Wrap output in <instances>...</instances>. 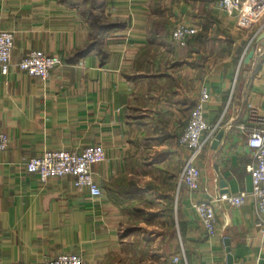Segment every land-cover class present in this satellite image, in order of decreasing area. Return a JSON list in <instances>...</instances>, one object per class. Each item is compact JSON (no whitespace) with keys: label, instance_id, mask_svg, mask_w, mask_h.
I'll use <instances>...</instances> for the list:
<instances>
[{"label":"crops","instance_id":"crops-1","mask_svg":"<svg viewBox=\"0 0 264 264\" xmlns=\"http://www.w3.org/2000/svg\"><path fill=\"white\" fill-rule=\"evenodd\" d=\"M82 1L0 0V29L14 33L13 66L0 72V133L9 138L0 152V264L62 254L84 264H229L227 241L233 264H264L254 200L217 204L212 238L194 210L252 189V153L236 126L250 107L264 116V13L247 26L222 0ZM100 14L114 25L102 37L90 25ZM180 24L199 30L183 48L172 40ZM89 44L96 50L71 61ZM33 51L62 59L46 83L15 66ZM204 88L206 117L222 120L225 136L198 161L204 190L178 191L188 155L179 138ZM92 145L107 154L92 168L100 198L72 176L42 183L26 169L46 151Z\"/></svg>","mask_w":264,"mask_h":264},{"label":"built area","instance_id":"built-area-1","mask_svg":"<svg viewBox=\"0 0 264 264\" xmlns=\"http://www.w3.org/2000/svg\"><path fill=\"white\" fill-rule=\"evenodd\" d=\"M220 5L230 14L239 11V22L247 26L256 22L264 13V0H245L242 4L240 0H222ZM198 33L197 27L180 24L173 30L172 40L176 46L183 48ZM13 49L14 33L0 29V72L4 76L9 74L13 66ZM60 65H62L60 57L33 51L15 66L28 76L46 83L52 72ZM210 100L211 92L204 88L179 138V145L188 152V155L183 165L178 191L182 188L191 192L204 190L198 161L206 147L216 139L222 125V120L217 124H210L206 117L205 110ZM232 128V126L229 127V129ZM236 128L245 137L246 146L252 153L253 163L247 168L252 179V189L250 192L239 194L224 192L211 200L206 199L194 205V210L208 238L215 237L218 232L217 204L223 203L232 208H240L249 199L254 200L259 216L256 226L264 233V116L250 107L247 118ZM8 147V136L0 133V152L6 151ZM106 160L105 149L102 146L92 145L80 153L46 151L40 156L31 158L27 162L26 169L28 173L37 175L42 183L52 178L72 176L75 178L76 188L87 190L92 198H100L103 191L95 182L92 168ZM179 259L175 258V262ZM40 264H84V260L75 254H62Z\"/></svg>","mask_w":264,"mask_h":264},{"label":"trees","instance_id":"trees-1","mask_svg":"<svg viewBox=\"0 0 264 264\" xmlns=\"http://www.w3.org/2000/svg\"><path fill=\"white\" fill-rule=\"evenodd\" d=\"M99 0H83L82 4L86 6V4L92 5V6H97ZM83 11L85 12V9H83ZM89 17V15H87ZM90 25L91 27L95 30H97V32H99V34L102 35L109 31L110 29L114 28L113 24L108 23V21L106 20L105 16L103 14H100L96 17L90 15ZM191 41V40H190ZM100 42H98L99 45ZM97 48V44H89L87 46V48L83 49V50H79L74 56L73 59H71V61L73 62H77L80 61V59L86 57L88 54L92 53L93 51H95Z\"/></svg>","mask_w":264,"mask_h":264},{"label":"water","instance_id":"water-1","mask_svg":"<svg viewBox=\"0 0 264 264\" xmlns=\"http://www.w3.org/2000/svg\"><path fill=\"white\" fill-rule=\"evenodd\" d=\"M258 42H261L262 44L264 43V34H262L261 36H260V38H259V40H258ZM254 55H255V49H252L251 51H250V53L248 54V56L246 57V59H245V65H250L251 64V62H252V60H253V58H254ZM224 136H225V131L224 130H221L219 133H218V135H217V137H216V139L213 141V143H212V146H213V148L214 149H216V148H218V146L220 145V142L223 140V138H224ZM224 185V184H223ZM224 193V192H223ZM226 244H227V253H228V255H229V257H228V263L229 264H233V258H232V256L230 255V253H231V248H230V243H229V241H227L226 242Z\"/></svg>","mask_w":264,"mask_h":264},{"label":"rangeland","instance_id":"rangeland-1","mask_svg":"<svg viewBox=\"0 0 264 264\" xmlns=\"http://www.w3.org/2000/svg\"><path fill=\"white\" fill-rule=\"evenodd\" d=\"M190 42V41H189ZM188 42V43H189ZM188 45V44H187ZM44 53V52H43ZM153 224V223H152ZM152 225H150V226H148V227H151ZM155 227H156V225L154 224L153 226H152V229H148L149 231L148 232H151V231H154L155 232ZM175 229V226H174V224H173V226L172 225H170L169 226V232H173V230ZM153 233V232H152ZM151 234V233H150ZM172 237V236H171ZM155 239H156V241H157V239H159L158 237H155ZM157 243H158V241H157ZM148 253L149 252H145V257L148 255ZM147 260V259H146ZM148 264V263H147Z\"/></svg>","mask_w":264,"mask_h":264}]
</instances>
